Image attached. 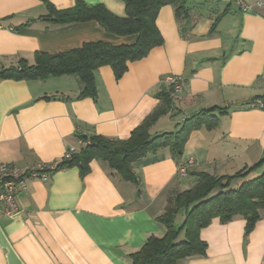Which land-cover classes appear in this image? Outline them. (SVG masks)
<instances>
[{
	"label": "crops",
	"instance_id": "crops-1",
	"mask_svg": "<svg viewBox=\"0 0 264 264\" xmlns=\"http://www.w3.org/2000/svg\"><path fill=\"white\" fill-rule=\"evenodd\" d=\"M102 5L124 17L121 0H0V68L33 64L36 52L56 54L86 43L132 45L135 36L106 33L94 21L55 25L39 18L77 2ZM249 1V0H246ZM188 32L180 35L174 7H160L155 25L162 45L128 64L116 79L109 66L93 73L95 96H81L74 76L45 80H0V163L19 170L60 162L79 136L126 140L162 104L170 109L151 126V135L174 133L201 112L218 118L213 129L188 133L177 174L169 149L132 165L137 183L92 160L80 177L76 167L53 172L46 181L28 180L16 195L20 212L0 216V264H130L128 256L150 237L167 201L188 189L195 173L232 176L264 158V110L249 104L264 92V11L244 13L227 0H186ZM166 76L184 81L172 94ZM264 171V165L255 173ZM236 184L238 181H235ZM182 216L175 222L180 224ZM203 255L177 264H264V209L246 233L244 218H213L200 230Z\"/></svg>",
	"mask_w": 264,
	"mask_h": 264
},
{
	"label": "trees",
	"instance_id": "trees-1",
	"mask_svg": "<svg viewBox=\"0 0 264 264\" xmlns=\"http://www.w3.org/2000/svg\"><path fill=\"white\" fill-rule=\"evenodd\" d=\"M125 16L111 14L102 5L88 6L77 2L73 7L56 10L47 6V15L39 18L55 25L94 21L108 34L126 37L135 36L132 45L86 43L80 48L66 52L47 54L36 52L33 64L20 60L17 67L0 68V80L30 81L45 80L59 76H74L82 85L81 96H95L94 71L109 66L116 79L126 72L128 64L139 61L156 47L162 45V37L155 25L160 7L171 5L184 37L188 32L185 8L186 0H121ZM170 92L171 90L168 89ZM162 104L134 128L126 140H107L98 135L79 136L82 146L68 159L62 158L54 172L76 167L80 177L89 172L92 160L106 163L124 181L136 184L132 165L148 154L160 149H169L176 166L181 165V155L188 133L200 127L213 129L218 118L201 111L183 122L174 133L151 135L149 130L156 120L171 106L168 94L158 95ZM264 165V158L252 167L232 176H213L205 172L195 173V180L188 189L177 193L167 201L163 213L156 218L163 228V235L150 237L136 252L128 256L130 264H177L179 261L203 255L206 245L199 232L213 218L221 223L240 216L245 220L248 233L264 209V171L254 173ZM238 181L235 188L231 185ZM182 216L180 224L175 220Z\"/></svg>",
	"mask_w": 264,
	"mask_h": 264
},
{
	"label": "built area",
	"instance_id": "built-area-1",
	"mask_svg": "<svg viewBox=\"0 0 264 264\" xmlns=\"http://www.w3.org/2000/svg\"><path fill=\"white\" fill-rule=\"evenodd\" d=\"M237 6L244 13H253L256 11H264V0H227ZM172 94L181 92L184 81L178 76H166L162 81ZM249 107L264 110V92L262 96L254 99ZM76 151L67 149L63 158L68 159ZM59 162L51 165H37L34 170H19L15 167L0 163V216L14 217L20 210L16 203V195L19 192L26 191L28 180L46 181L48 177L55 171ZM192 166V162L180 165L177 174L180 177H186L188 167Z\"/></svg>",
	"mask_w": 264,
	"mask_h": 264
},
{
	"label": "rangeland",
	"instance_id": "rangeland-1",
	"mask_svg": "<svg viewBox=\"0 0 264 264\" xmlns=\"http://www.w3.org/2000/svg\"><path fill=\"white\" fill-rule=\"evenodd\" d=\"M257 174H260V173H257ZM257 174H256V175H257ZM256 175H253V176H256ZM236 186H237V185H236V182H235V183L233 182L232 185H231L232 188H235Z\"/></svg>",
	"mask_w": 264,
	"mask_h": 264
}]
</instances>
